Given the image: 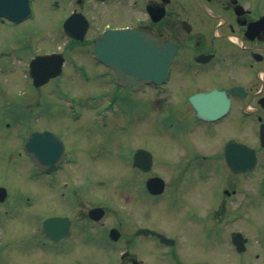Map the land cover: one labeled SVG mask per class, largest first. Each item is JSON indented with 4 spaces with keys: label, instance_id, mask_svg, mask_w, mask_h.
Returning a JSON list of instances; mask_svg holds the SVG:
<instances>
[{
    "label": "flooded vegetation",
    "instance_id": "flooded-vegetation-1",
    "mask_svg": "<svg viewBox=\"0 0 264 264\" xmlns=\"http://www.w3.org/2000/svg\"><path fill=\"white\" fill-rule=\"evenodd\" d=\"M116 2L119 0H91L90 7L96 11L102 5ZM123 2L136 15L130 23L105 24L98 27L99 31L91 38H87L88 27V32L82 41L63 37L65 40L62 46L56 47L64 58L62 71L59 76L41 86L48 88L44 96L53 99L60 97L63 92L60 88L68 76L80 80L81 75L85 74L82 71L88 72L77 62L72 61L73 55H82L87 57V60H93L91 53L88 52L89 55L87 53L88 48H92L93 38L104 28L130 26L139 27L144 32L149 31L161 43L170 44L176 50L169 64L167 80L161 84L148 83L138 88L129 85L118 86L112 69L90 61L97 69L92 76L89 72L90 77L98 84L95 93L105 90L106 105L116 107L115 112L108 116V124H118L124 120V123L130 122L132 113L127 104L135 100L138 107L137 115L143 124L144 118L148 117V119L152 118V123L157 121V124L163 127L162 131L156 129L151 139L164 140L172 146L171 151L162 148L157 154L149 144L144 145L140 139L138 141L140 145L131 147L135 149L129 151V144L127 145L128 148L124 151L127 150V153L129 151L131 158L127 153L123 154L126 167L124 200L135 201L139 209L159 210L167 217L166 212L176 210L181 204L188 203L185 196H192L195 189H192V186L196 182L207 179L216 171L221 176L219 182L223 187L222 195L225 198L233 197L240 184L245 182L251 184V181H248L249 174L257 169L264 171V149L261 146V135L264 136V0H123ZM53 5L59 7L61 3L53 0ZM78 5L79 9H82V0H64L63 3L66 9L71 6L66 10L69 13L77 10ZM91 19L93 20L92 17ZM19 50L18 54L26 58L31 54L32 45L27 49ZM157 89H160L158 93ZM212 91L224 93L228 98V109L224 115L209 119L213 116L211 114H218L216 113L218 104L209 107L207 100L202 104L205 113L200 117L192 104L191 97ZM206 111L211 114H207ZM92 118L96 122L99 117L92 116ZM104 123L99 121V127H105ZM45 129L57 135L64 144L63 135L51 128ZM203 135L207 138V143L201 146L196 138L198 136L203 138ZM230 144L245 146L242 152L240 149H234L237 154L240 152L250 157H241L239 162H249L254 156L256 165L252 171L246 170L240 174L230 171L225 157L226 147ZM140 148L152 153V165L147 173L132 166L134 152ZM66 155L70 159L62 162L52 174H42L44 179L42 199L44 203H48L47 200L50 199L49 207L46 209H52L51 211L54 212L46 217L68 218L70 234L56 242L48 240L43 234L45 243L65 253L81 246L100 251L123 247L127 253L130 243L133 242V237L125 231L129 226L128 214L122 215L121 221L115 224L119 237L117 240H112L110 230L114 225L105 222L109 218L108 208L87 202V200L93 202L95 186L93 187V184L87 186L86 180L73 181L76 185L71 186V181L56 178V174L73 160L72 155L66 153L64 145V158ZM157 170L168 171L169 179L164 180L165 187L162 194L151 195L146 183L151 177L161 176L156 173L159 172ZM188 176L194 178L190 184L182 183L181 181ZM241 176H244V180ZM260 182L264 183V179ZM225 192L228 194L226 195ZM146 201L155 202L159 206L146 207ZM225 202L226 200L222 198L216 211L218 216L221 215ZM96 207L104 209L103 216L99 220H94L89 215L90 210ZM181 211L182 207L175 218L184 225H191L193 219L202 221L208 215L206 209L198 212L192 209L190 204L185 213L182 214ZM161 217L158 216L157 219H162ZM178 229L179 233L176 235L178 241L174 239V243L166 248L172 252L170 256L172 262L169 264H181L176 251L186 248L185 242L189 233L180 229L191 231L181 225ZM156 241L153 243L158 246L159 243L157 241V244ZM148 257L149 255L137 261L127 254L121 263L151 264ZM153 260L161 264L160 261Z\"/></svg>",
    "mask_w": 264,
    "mask_h": 264
},
{
    "label": "rangeland",
    "instance_id": "rangeland-1",
    "mask_svg": "<svg viewBox=\"0 0 264 264\" xmlns=\"http://www.w3.org/2000/svg\"><path fill=\"white\" fill-rule=\"evenodd\" d=\"M49 1L33 0L34 17L31 20H27L17 26L0 24V57L10 52L17 54L20 48L27 49L31 45V37H41L43 39L37 44L39 49H36V51H42L43 48L41 46L45 44L49 46L56 43L55 40L60 30V21L65 19L66 10L70 9L71 6L66 9L63 7L64 0H58L61 6L52 9L49 7ZM90 4L91 0H84L82 3V12L90 21L87 38H91L99 31L98 27H102L105 24L130 23L136 18L133 10L125 5L123 0H119L115 4L102 5L96 11L93 8L91 9ZM77 10L79 12V5ZM58 44L60 46L61 42ZM72 61L77 62L82 69L91 72V76L97 70L87 60V57L82 55L74 54ZM20 63L23 64V62ZM18 67V63H16L14 69L17 71L15 70L16 73L14 75H0L1 86L12 85L11 79L16 76L17 81H21ZM97 86L98 84L92 78L89 82H83L75 77L68 76V79L63 81L60 90L75 96L78 95L77 97H80L84 104L87 105L86 102L89 101L87 96L95 92ZM46 89L47 87H44L41 92L44 93ZM21 92H24L23 87L16 91L18 98L21 97ZM134 97L138 99L137 96ZM55 100L56 102L59 101L56 104L57 109L55 104L51 106L50 101H47V104L50 105L48 108L35 103L28 108L24 103V109H31L29 113L40 115V119L32 120L33 122L29 121L27 127L21 129L18 125L13 124L12 126L17 128L13 131L7 127H0V185L5 186L12 195L28 196L32 200L30 206L27 207H24L26 203L23 200H17V204L14 205L12 203L11 209L6 214L1 209L4 206L0 207V211H2L0 212V264H95L96 262L97 264H116L114 259H117L116 257L121 253L120 248L113 252H102L100 250L77 249L78 247H74L66 253L63 259H60L61 251L50 247L44 251L39 245L42 242L40 223L45 216L43 210L49 207L50 199L47 200L48 203H44L41 181L30 177V166L24 156L19 155L18 151L20 150L21 139L25 136L28 128L31 130L35 129L34 127L44 126H48V128L64 136L66 152L70 153L73 158L71 164L56 174V178L71 181V186L76 185L73 181L83 180H86L85 184L88 183L87 186L96 184L93 202L91 203L89 200L87 202L108 207L110 213L109 218L105 221L106 223L107 221L109 224L116 223L122 215L130 214V219H133L129 227L131 233L135 228L142 226V223L160 230L164 226V233L174 236L177 241L176 233L179 231L178 227L181 225L183 228H189L191 231L180 229L189 233L185 242V247L187 248L177 250L178 254L188 264H264V200L259 197L260 199L254 200L250 204L252 194L249 193L255 194L258 192L257 183L263 175L261 170L248 177L249 182L251 180L257 182L256 187L253 184L251 185L253 188L249 187L246 182L245 186L240 184L241 190L247 193L239 194V199L237 197L228 200L225 212L219 219H215V217L212 219V213H214L212 210L216 208L214 203L217 197L221 196L218 189V182L221 176L216 171L209 178L196 182L192 186V189H195H193L187 209L184 208L180 213H185L190 203L191 208L198 212H201L203 206L204 209L209 211L207 224L202 222V220L191 221V225H184L180 224L179 221L174 222L175 219L172 214L167 215L168 218L162 213L155 215L153 212L147 211L144 214V211L137 209L138 205L136 202L123 200L125 199L123 191L117 190L118 179L116 175L118 173V177L120 176L123 179L124 172L122 171L120 158L122 153H125L124 149L129 147L130 151L135 149L131 147L140 145L139 139L144 145L149 144L157 154L161 152L162 148L169 151L172 150V146L165 143L164 140L151 139L154 126L158 131H160V128L156 125L150 128L152 118L148 119V117L144 118L145 122L143 124V121L138 118V107L134 106L135 100H132L133 103L129 101L127 104L128 109H131L132 117L130 118L132 120L128 123H124V120L121 123L112 124L108 131L104 130L103 132H100L99 121L96 120L95 122L91 117L92 112L88 111L86 106L84 110H80V114L90 117L81 118L76 122L59 119V116H64L68 109L65 103L60 101L62 99L57 98ZM132 107L135 108L134 111ZM0 109V115L6 111L2 106ZM58 111L60 114H58ZM18 132L20 133V138H17ZM203 138L200 136L196 138L201 146L207 143V138L204 135ZM128 144L129 146L127 147ZM89 165H94L95 167H90ZM156 173L165 179H169L168 171ZM192 179L194 178L188 176L181 182L190 184ZM109 189L112 190L113 198L106 202L104 201L105 194H107ZM81 194H83V191ZM118 195L123 198L122 201L118 200ZM57 204L60 205L59 202ZM37 214L39 216L33 219ZM156 216H162L160 220L163 222L158 221ZM125 231L130 232L129 230ZM234 232H240L248 239L245 245L246 251L243 253H237L231 243V234ZM133 242L131 253L137 259L147 258V255L151 256V253L154 252V245L147 243L150 241L140 239ZM145 245L147 248H145ZM162 253L165 254V251L160 248V254ZM148 260H150L151 264H157L151 257Z\"/></svg>",
    "mask_w": 264,
    "mask_h": 264
},
{
    "label": "water",
    "instance_id": "water-1",
    "mask_svg": "<svg viewBox=\"0 0 264 264\" xmlns=\"http://www.w3.org/2000/svg\"><path fill=\"white\" fill-rule=\"evenodd\" d=\"M29 12L27 0H0V15L11 17L15 20H23ZM73 23L81 25L80 34L74 33V37L78 38L83 34L86 23L79 15L68 18L66 21V30L73 27ZM71 32V31H70ZM72 34V33H71ZM164 45L159 44L155 38L148 34H143L137 29H125L119 31H107L103 35H99L94 41V51L96 56L113 68L118 79L123 83L137 84L142 83L147 79L161 80L165 75L166 68L170 55L164 52ZM161 54H158L160 53ZM154 55L160 63L158 72H151L146 69L147 59ZM48 56L37 58L34 65L40 64ZM53 75V73L51 74ZM49 75V76H51ZM213 94L198 95L195 97V103L204 99H211ZM43 134L34 133L27 141L28 150L35 159L36 164L41 167L44 164V150L41 146ZM47 160H56L60 153H54L52 148L47 151ZM4 189L0 188V201L4 197ZM54 219L49 221V226L52 223L59 222ZM52 228V225H51ZM162 238V237H161ZM233 243L238 252L244 251L243 240L240 234L233 236Z\"/></svg>",
    "mask_w": 264,
    "mask_h": 264
}]
</instances>
